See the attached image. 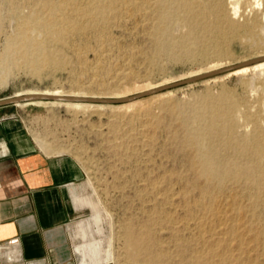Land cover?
Returning a JSON list of instances; mask_svg holds the SVG:
<instances>
[{"label":"rangeland","instance_id":"374dc122","mask_svg":"<svg viewBox=\"0 0 264 264\" xmlns=\"http://www.w3.org/2000/svg\"><path fill=\"white\" fill-rule=\"evenodd\" d=\"M115 3L105 20L52 44L57 61L42 74L16 66L9 77L0 65V99L29 91L74 94L88 85V90L96 93L102 92L104 84H121V90L133 95L142 87L237 64L258 52L249 38L240 37L231 41L234 54L228 59L175 60L158 54L151 23L142 17L136 3ZM41 6L40 0H0V56L18 19L15 11L28 14L31 7L39 10ZM224 74L131 105L103 106L95 113L74 112L55 103L6 108L22 116L44 152L69 154L85 171L76 189L95 209H80L67 225L71 255L62 264H80L74 250L91 237L88 230L84 238V232L96 213L100 231L93 227L94 237L102 241L105 256L111 253L105 264H194L204 244L241 259L233 264H264V202L255 197L260 190L246 185L245 176L241 184L226 179L221 187L207 185L193 166L195 151L187 142L185 124L193 126L195 107L209 92L218 94L229 88L244 95L241 77L233 72ZM234 193L241 198L239 209L228 198ZM222 216L236 220L231 247L210 238L215 221ZM130 232L140 235L142 243L135 253L129 245ZM0 246L5 255L1 264H40L23 261L22 255L20 260L10 251V244L0 241ZM201 264L210 263L203 260Z\"/></svg>","mask_w":264,"mask_h":264},{"label":"bare ground","instance_id":"6f19581e","mask_svg":"<svg viewBox=\"0 0 264 264\" xmlns=\"http://www.w3.org/2000/svg\"><path fill=\"white\" fill-rule=\"evenodd\" d=\"M40 1L42 6L39 10L37 6L36 10L31 7L28 14L15 11L18 19L13 22L14 30L12 35L6 38L5 48L0 56V65L5 67L6 76H12L13 68L16 66L42 74L44 69L57 61L56 48L53 49L52 44L64 41L71 32H83L88 25L94 26L102 18L105 20L107 13L115 7L116 1L126 5L136 3V9L151 23L158 54L171 56L175 60L212 62L228 59L234 54L230 49L231 41L240 37L249 38L258 52L233 64L237 68L228 72L241 77L240 86L244 95H239V92L229 88L222 89L218 94L209 92L195 107L193 126L185 125L189 137L187 142L195 151L193 166L196 167L200 179H204L207 185L221 187L226 179L234 181V184H241L245 176V184L259 189L260 193L255 197L264 202V0ZM82 1L85 4H82ZM215 69L218 67L214 66L207 71ZM3 81L6 82L7 78ZM0 82L2 83L1 80ZM164 84L148 85L142 87L139 92ZM87 87L89 85L86 88L82 87V90L77 89L74 94L55 90L29 91L14 96L50 94L119 98L131 95L121 90V84H104L102 92L96 93L89 91ZM161 93L152 96L159 97L157 95ZM138 100L122 104L128 105ZM33 103L65 104L74 112L91 113L98 112L103 106L120 105L61 100H37L18 105ZM228 198L239 209L238 206L241 204L239 195L234 193ZM74 199L78 207L95 209L88 198L81 197L76 192ZM99 222L100 216L96 213L89 219L87 230L84 232V238H87L89 232L91 237L75 247L76 255L80 256V264H105L111 257V253L106 256L103 254L102 241L94 237L93 227L100 231ZM215 222L216 227L211 229L210 238L214 242L223 241L227 247H231L232 233L237 231L235 217L229 219L222 216ZM202 225L201 223L199 226ZM200 233L202 234L201 230ZM139 236L128 233L129 245L133 247L134 253L142 248ZM144 249L146 250L145 246ZM10 251L16 253L15 248ZM4 256L0 246V261ZM233 256L221 254L210 244H204L194 264H201L203 260H208L210 264H233L234 260H241L238 257L234 259ZM6 257L11 259V254H7Z\"/></svg>","mask_w":264,"mask_h":264},{"label":"crops","instance_id":"0c3cea01","mask_svg":"<svg viewBox=\"0 0 264 264\" xmlns=\"http://www.w3.org/2000/svg\"><path fill=\"white\" fill-rule=\"evenodd\" d=\"M6 108L0 107V241L25 262L65 263L66 227L86 208L74 199L85 171L69 154L44 152L22 116Z\"/></svg>","mask_w":264,"mask_h":264},{"label":"water","instance_id":"95a60500","mask_svg":"<svg viewBox=\"0 0 264 264\" xmlns=\"http://www.w3.org/2000/svg\"><path fill=\"white\" fill-rule=\"evenodd\" d=\"M237 66H226L222 68H218L212 71H207L192 77L176 80L146 91H142L130 96L126 97H82V96H60V95H50V94H34V95H23V96H9L0 99V107L11 106V105H18L19 103H30L37 100H45V101H52V100H61V101H82V102H92V103H103V104H122L131 102L134 100H138L141 98H145L148 96H152L173 88L180 87L182 85L196 82L200 80H205L210 77H215L224 73H228L233 71Z\"/></svg>","mask_w":264,"mask_h":264}]
</instances>
